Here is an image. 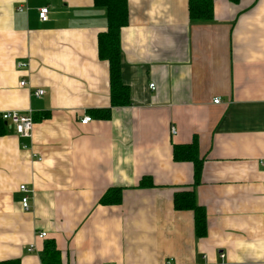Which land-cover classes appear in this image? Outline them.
I'll list each match as a JSON object with an SVG mask.
<instances>
[{
    "label": "crops",
    "instance_id": "0c3cea01",
    "mask_svg": "<svg viewBox=\"0 0 264 264\" xmlns=\"http://www.w3.org/2000/svg\"><path fill=\"white\" fill-rule=\"evenodd\" d=\"M187 1L127 0L120 73L131 103L82 124L110 107L97 44L105 8L0 0V113L38 116L30 137L0 134V262L42 264L53 239L59 264H220L219 253L264 264V0H213L210 21L190 20ZM194 138L197 181L192 161L172 158ZM112 187L120 202L101 204ZM184 190L204 208L202 237L193 211L172 203Z\"/></svg>",
    "mask_w": 264,
    "mask_h": 264
},
{
    "label": "trees",
    "instance_id": "16d2710c",
    "mask_svg": "<svg viewBox=\"0 0 264 264\" xmlns=\"http://www.w3.org/2000/svg\"><path fill=\"white\" fill-rule=\"evenodd\" d=\"M236 2L237 0H232ZM95 6H102L106 10L107 21L106 30L98 33V57L107 60L109 73V88L110 107L100 109H90L89 117L109 119L111 108L115 106L130 105V87L124 84L121 80V44L120 32L121 28L127 24L128 21V7L127 0H94ZM213 0H188L187 9L189 12V19L193 21H210L213 19ZM48 113H43L39 118L47 117ZM36 115L32 116L35 121ZM6 124L0 118V134L6 131ZM172 158L177 161H192L193 174L197 181L199 171L202 166V159L198 155V144L194 138L190 143L175 144L172 150ZM142 187L151 186L152 183L147 178H142L139 182ZM122 198V191L120 187L109 188L100 199L101 204H118ZM174 208L189 209L193 211L194 231L197 236L202 237L206 234L207 218L204 208L200 206L195 199L193 190L177 191L173 196ZM41 256L42 264H59V252L55 247L53 239H47ZM0 264H18V261H2Z\"/></svg>",
    "mask_w": 264,
    "mask_h": 264
},
{
    "label": "built area",
    "instance_id": "2783aa9c",
    "mask_svg": "<svg viewBox=\"0 0 264 264\" xmlns=\"http://www.w3.org/2000/svg\"><path fill=\"white\" fill-rule=\"evenodd\" d=\"M19 11L22 10V8H18ZM47 12H48V7L43 6L40 7L38 10V17H40L41 20L45 21L48 19L47 17ZM20 66L24 67V63H20ZM20 86H25L26 82L24 80L19 82ZM152 87V84L149 85ZM44 93L43 89H35L33 94L36 97H41V95ZM214 103H218L220 100L219 98H214ZM0 118L6 122V125L8 128H10L12 131L15 132V134L22 136V137H30L31 136V131L34 125V120L32 119V114L31 111H20V110H15L12 109L10 111H3L0 113ZM91 118L89 115L83 116L80 122L82 124H86L88 121H90ZM173 132V128L171 129ZM40 159V158H39ZM260 163L264 165V162L261 160ZM19 190L24 194L21 198V206L24 210H29V197L28 194L30 190L24 185L21 184L19 186ZM264 217V213L262 214ZM46 232H39L37 237L38 238H45ZM33 248V244H31L28 248L27 251H31ZM219 258H220V264H235V263H230L225 260V254L224 253H219ZM107 264H112V263H107Z\"/></svg>",
    "mask_w": 264,
    "mask_h": 264
}]
</instances>
